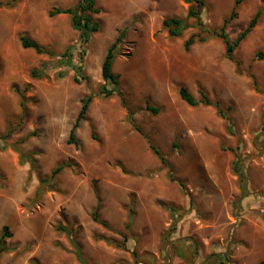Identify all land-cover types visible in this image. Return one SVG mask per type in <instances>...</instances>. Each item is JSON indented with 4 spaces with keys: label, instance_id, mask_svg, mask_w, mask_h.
Instances as JSON below:
<instances>
[{
    "label": "rangeland",
    "instance_id": "374dc122",
    "mask_svg": "<svg viewBox=\"0 0 264 264\" xmlns=\"http://www.w3.org/2000/svg\"><path fill=\"white\" fill-rule=\"evenodd\" d=\"M77 1L0 0V264H83L72 239L84 264H264V0H243L227 26L233 41L261 11L239 67L213 35L236 0H204L202 26L186 0H96L101 26L84 52L70 16L49 17ZM171 18L185 23L179 37L163 27ZM120 33L118 94L104 98ZM181 86L219 102L231 131L213 107L186 105Z\"/></svg>",
    "mask_w": 264,
    "mask_h": 264
},
{
    "label": "trees",
    "instance_id": "16d2710c",
    "mask_svg": "<svg viewBox=\"0 0 264 264\" xmlns=\"http://www.w3.org/2000/svg\"><path fill=\"white\" fill-rule=\"evenodd\" d=\"M243 0H236L234 4V8L229 14L228 18H226L223 21V24L221 28H219L218 31H215L213 35H215L217 38L221 39L224 45L225 50V57L235 63L237 67H239V63L235 61L233 54L235 50L238 48L239 44L251 33V31L256 26L258 19L260 18L261 11H257L254 17L250 20V22L247 24V26L236 36V38L232 41L230 40L228 34L226 33L227 26L235 19L236 14L235 10L237 6L242 2ZM186 3L189 5L187 10V19H193L197 22L198 26H202L203 22L201 19V13L203 9L205 8V1L204 0H186ZM100 13V10L96 7V0H78L76 5L67 8V9H53L51 12H49V17L53 18L58 15H69L70 16V22L71 27L74 31L78 32V44L82 52L86 50V47L91 39V37L96 34L100 30V22L95 19V16ZM163 27L167 30L168 34L172 38L179 37L182 33V30L185 28V23L183 20L178 18H171L166 19L163 21ZM124 35L123 33H120L116 39V41L108 48L106 55L104 57L102 66H101V77L104 81V85L101 88V95L104 98H110L114 94H118V86H119V77L112 73V66L116 58V50L118 47V44L123 40ZM207 39L205 38H199L197 40L198 43H205ZM195 39L193 37H190L185 43H184V49L185 51H188L192 45L195 43ZM21 46L24 49H32L37 54H42L44 51L40 48L39 44L31 39H29L26 36H21L20 38ZM68 51V50H67ZM64 53V55L67 54ZM79 71V70H78ZM32 77L36 78L40 75V70H33L32 71ZM179 97L180 99L189 107L195 108L200 105L207 106V107H213L216 110V113L227 122V129L228 131H231V122L230 119L227 117L225 112L220 108L219 102H211L208 98V96L201 92L200 97L196 99L194 96H192L188 90L181 86L179 89ZM120 96V94H119ZM92 96H86L82 99L81 103V109L76 117V120L69 132L68 137V143L69 144H76L75 140V131L78 128L81 121L86 120V113L88 111L89 105L92 102ZM148 111L152 112L153 114L157 115L159 111L157 109L151 108L147 106ZM229 111V109H228ZM150 149L156 155V157L161 161L162 164L165 163L163 156L159 152V150L151 143H149ZM64 166L57 167L53 172L51 176H55L59 173V171ZM238 173V171H237ZM181 187H183L181 185ZM131 219V217H130ZM93 220L101 224L102 226H106L105 222H101L99 220L98 216V208L93 213ZM131 221L128 222L126 228H129ZM60 231L66 233L68 236H71L72 231H68L67 229L61 227ZM9 237V234L7 233L6 229L3 230L2 235L0 237V256L10 250L4 248V240ZM125 241V240H124ZM72 244L74 248L76 249V255L80 262L83 264L85 263L84 260L81 257V250L78 244L75 243V241L72 239Z\"/></svg>",
    "mask_w": 264,
    "mask_h": 264
}]
</instances>
